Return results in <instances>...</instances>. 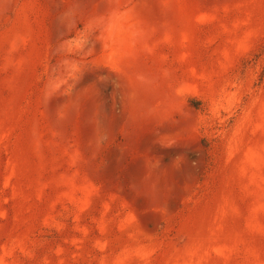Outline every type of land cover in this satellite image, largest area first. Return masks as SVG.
Returning a JSON list of instances; mask_svg holds the SVG:
<instances>
[{"label":"rangeland","instance_id":"1","mask_svg":"<svg viewBox=\"0 0 264 264\" xmlns=\"http://www.w3.org/2000/svg\"><path fill=\"white\" fill-rule=\"evenodd\" d=\"M0 264H264V0H0Z\"/></svg>","mask_w":264,"mask_h":264}]
</instances>
